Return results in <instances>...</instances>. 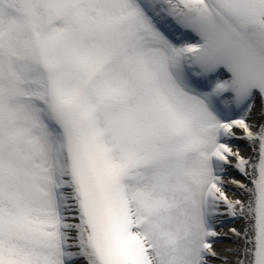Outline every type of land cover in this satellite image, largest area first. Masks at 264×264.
<instances>
[{
	"label": "snow or ice",
	"instance_id": "6c2138e0",
	"mask_svg": "<svg viewBox=\"0 0 264 264\" xmlns=\"http://www.w3.org/2000/svg\"><path fill=\"white\" fill-rule=\"evenodd\" d=\"M0 264H264V0H0Z\"/></svg>",
	"mask_w": 264,
	"mask_h": 264
},
{
	"label": "bare ground",
	"instance_id": "6f19581e",
	"mask_svg": "<svg viewBox=\"0 0 264 264\" xmlns=\"http://www.w3.org/2000/svg\"><path fill=\"white\" fill-rule=\"evenodd\" d=\"M240 151H241V153L243 154V155H248V153H249V151H250V149L248 148V147H246V148H240ZM232 193H231V191H229V195H231ZM234 226H239L238 225V223L237 224H235ZM231 242H224V241H220V242H218L217 244H216V247L218 248V249H220V248H222V247H225V246H227V245H229Z\"/></svg>",
	"mask_w": 264,
	"mask_h": 264
},
{
	"label": "rangeland",
	"instance_id": "374dc122",
	"mask_svg": "<svg viewBox=\"0 0 264 264\" xmlns=\"http://www.w3.org/2000/svg\"><path fill=\"white\" fill-rule=\"evenodd\" d=\"M235 144H237V145H239V147L240 148H246L247 147V145L246 144H244L242 141H237V142H235ZM222 241H226V242H231L230 240H228L227 238H225L224 240H222ZM220 242V241H219Z\"/></svg>",
	"mask_w": 264,
	"mask_h": 264
}]
</instances>
